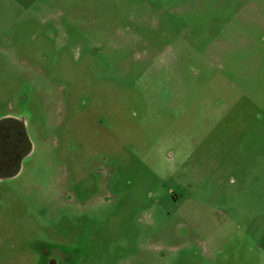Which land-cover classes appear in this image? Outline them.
Listing matches in <instances>:
<instances>
[{
    "label": "rangeland",
    "instance_id": "374dc122",
    "mask_svg": "<svg viewBox=\"0 0 264 264\" xmlns=\"http://www.w3.org/2000/svg\"><path fill=\"white\" fill-rule=\"evenodd\" d=\"M0 264H264V0H0Z\"/></svg>",
    "mask_w": 264,
    "mask_h": 264
},
{
    "label": "flooded vegetation",
    "instance_id": "af4514ba",
    "mask_svg": "<svg viewBox=\"0 0 264 264\" xmlns=\"http://www.w3.org/2000/svg\"><path fill=\"white\" fill-rule=\"evenodd\" d=\"M32 144L25 125L16 118L0 119V179L12 176L21 167L23 158L31 150ZM49 253L50 264H62L68 257H61L60 252Z\"/></svg>",
    "mask_w": 264,
    "mask_h": 264
}]
</instances>
